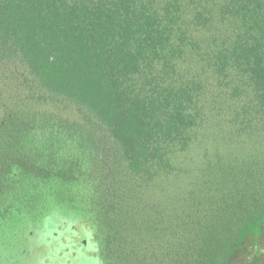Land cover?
Returning <instances> with one entry per match:
<instances>
[{
    "label": "trees",
    "instance_id": "trees-1",
    "mask_svg": "<svg viewBox=\"0 0 264 264\" xmlns=\"http://www.w3.org/2000/svg\"><path fill=\"white\" fill-rule=\"evenodd\" d=\"M52 226L78 264H264V0H0V264Z\"/></svg>",
    "mask_w": 264,
    "mask_h": 264
},
{
    "label": "flooded vegetation",
    "instance_id": "flooded-vegetation-1",
    "mask_svg": "<svg viewBox=\"0 0 264 264\" xmlns=\"http://www.w3.org/2000/svg\"><path fill=\"white\" fill-rule=\"evenodd\" d=\"M72 230V232L66 231V234H61L60 238H58L55 243L49 242V240L51 239L50 237L46 238V240H44V242L47 244L46 248H49V256L47 259H43L44 257V250L42 251V249H38L40 250V263L38 262V264H53L52 261L57 260V262H55V264H78V261H75L74 257H76L78 254H82L83 253V247L85 246V244L83 243V241H85V239L83 238L78 239L77 237H75L74 233H78V237L81 236L83 233L81 230H77L75 228L70 229ZM74 232V233H73ZM58 243H61V247H66V249L64 250H60L61 247L57 250V246ZM71 244V245H70ZM77 245L78 247L75 248L74 246ZM70 245V246H68ZM72 248L73 252L70 251V249ZM37 248H35L36 250ZM68 252H71L72 254L68 255ZM67 255V256H66ZM46 257V256H45Z\"/></svg>",
    "mask_w": 264,
    "mask_h": 264
},
{
    "label": "rangeland",
    "instance_id": "rangeland-1",
    "mask_svg": "<svg viewBox=\"0 0 264 264\" xmlns=\"http://www.w3.org/2000/svg\"><path fill=\"white\" fill-rule=\"evenodd\" d=\"M53 230H55V227H53L52 226V228L50 229V230H48V234H46V235H44L43 236V238H44V240L46 239V238H48V237H53L54 236V234H53ZM69 232H72V230H68ZM74 233V232H73ZM75 235V237H77L78 239H83V237H85L84 239L85 240H87L88 241V238H89V236H85V233H83L81 236H79L78 237V233H74ZM61 237V236H60ZM38 241H41V238H39L38 239ZM61 243H58V246H57V250L61 247ZM71 245V244H70ZM70 245H68V246H70ZM75 245V244H74ZM75 248H77L78 246L77 245H75L74 246ZM83 247V253L82 254H80L81 255V257L83 258V259H85V258H87V257H89V256H91L90 255V253L91 252H95L96 251V249L94 248V246L90 243V242H88V245L87 246H82ZM85 247H87V248H85ZM64 249H66V247H61V249L60 250H64ZM70 251L71 252H73V250H72V248L70 249ZM44 252H45V254H44V257H43V259H47L48 258V254H49V248H46V249H44ZM71 252H68V255H70V254H72ZM46 256V257H45ZM67 256V255H66ZM53 262V264H55V262H57V260H54V261H52ZM95 262L97 263V264H102V262H101V260L100 259H98L97 258V260H95Z\"/></svg>",
    "mask_w": 264,
    "mask_h": 264
}]
</instances>
